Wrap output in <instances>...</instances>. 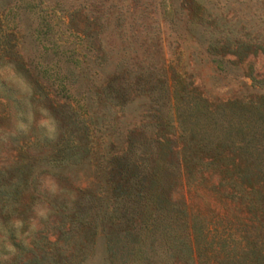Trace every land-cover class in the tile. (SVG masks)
Returning a JSON list of instances; mask_svg holds the SVG:
<instances>
[{"label": "rangeland", "instance_id": "374dc122", "mask_svg": "<svg viewBox=\"0 0 264 264\" xmlns=\"http://www.w3.org/2000/svg\"><path fill=\"white\" fill-rule=\"evenodd\" d=\"M264 256V0H0V264Z\"/></svg>", "mask_w": 264, "mask_h": 264}, {"label": "trees", "instance_id": "16d2710c", "mask_svg": "<svg viewBox=\"0 0 264 264\" xmlns=\"http://www.w3.org/2000/svg\"><path fill=\"white\" fill-rule=\"evenodd\" d=\"M264 253V250H263ZM248 264H264V256H261V250H259L257 256L254 260L251 261V263Z\"/></svg>", "mask_w": 264, "mask_h": 264}]
</instances>
